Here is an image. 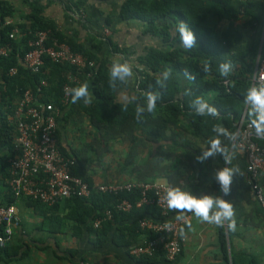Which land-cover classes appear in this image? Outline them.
<instances>
[{
	"label": "trees",
	"instance_id": "trees-1",
	"mask_svg": "<svg viewBox=\"0 0 264 264\" xmlns=\"http://www.w3.org/2000/svg\"><path fill=\"white\" fill-rule=\"evenodd\" d=\"M83 1L66 0L68 11L77 15L84 12L82 11ZM30 9L28 24L4 26L7 18L12 17V8L0 2V48L9 47L7 56L0 55V118L2 122L0 152L4 148L8 149L7 160L3 162L7 186L11 177L9 160L18 153L15 146V125L10 122L9 117L15 113L16 104L20 101L22 94L28 90L35 95L39 103H53L60 108L62 113H66V118L70 116L75 120H82L84 114L97 135L101 136V139L93 141L96 158L91 159L82 150L77 152L70 149L68 145L64 146L58 131L61 153L66 157L73 156L77 159V165L71 170L72 174L82 178L91 186L95 184L89 175V167L91 168L95 163L104 167L105 159L100 160L98 157L102 152L110 149L109 143L116 141L129 143L125 156L126 162L120 166L121 174L131 181L153 183L162 179L172 186L178 185L184 190L192 191L194 195H202L200 190L209 185L207 181L219 186L213 174L216 168L224 166L222 158L218 156L214 159L209 158L204 163H198L195 157L207 148L209 139L214 135L211 132L213 124H223L229 130H235L242 118L246 107L243 103V94L251 84L263 34L264 0H126L122 8L123 18L138 19L147 24V33L161 39L163 43L162 47L150 48L138 59L143 68L140 71L138 91L135 96L142 104H146V96L143 95L146 91L158 90L162 93L156 110L146 114L140 121L135 119L134 104L128 105L125 110L124 103L118 101L116 92L120 86L115 90L109 87L107 61L99 59L98 55L93 54L86 46L59 32L52 21L43 17L44 7L37 1L30 2ZM242 20L244 22L238 25L237 23ZM180 21L186 22L197 38L198 47L190 52L181 48L178 39L172 35ZM16 27L19 28L20 35L23 37L21 41L10 37ZM39 31L50 33L47 47H53L55 42L66 44L73 52L82 54L88 60L95 62V67L88 66L80 69L68 63L58 64L45 55L44 65L39 72L28 69L23 59L26 53L32 50L30 42L34 39V34ZM98 37L100 38L99 35ZM101 37L104 39L103 36ZM102 45L103 42L100 41L96 49L100 51ZM263 58L264 41L260 59ZM229 59L236 67L233 73L225 78L219 75L218 65ZM205 62L211 65V72L207 74L202 71ZM14 68L16 73L12 75L10 71ZM169 69L171 73L166 81L167 87L160 89L156 80L163 79V74ZM89 71L93 72L92 77H88ZM185 72L195 79H187ZM69 76H77L81 82H87L90 85V92L93 94L91 105L63 104L64 88L70 84ZM44 81L46 85L42 84ZM71 85L75 87L79 84L71 83ZM186 90H190L192 94L184 95ZM196 95H203L216 106L220 117L214 119L196 116L189 108L190 101ZM260 145L264 146V141H260ZM147 148L151 151L149 157L141 153ZM235 151L236 158L233 163L239 165L244 175L234 177V182L244 189H251L246 180L247 159L239 154L237 149ZM70 152H72L71 155ZM135 157L143 158L139 165L132 164ZM1 160L4 159L1 157ZM198 173L199 176H197ZM206 191H208L207 188ZM141 193L142 191L137 189L113 196L94 191L88 199L72 198L71 200L82 210L86 208V218L90 216L95 220L107 209L113 210L115 204L124 199L135 203L141 198ZM232 198L231 188L230 196H225V199L233 203ZM21 199L26 200L27 205L31 207L45 206L29 198ZM6 201L3 204L17 205L19 200L11 195ZM262 209L264 217V207ZM145 218L157 220L161 218V213L153 206L134 207L129 213L113 210V218L105 222L101 230H111L118 223L130 221L132 223L130 227H118L117 231L118 236H121L124 230L127 232L131 230L127 241L128 245H132L136 243L140 233L141 237L146 236V240L155 236L153 232L140 227V220ZM97 234L100 236L102 232ZM102 238L104 239L103 236ZM221 241L225 253L224 264H230L224 237ZM231 258V264L256 263L254 258L247 255L232 254ZM145 259L148 263H159L156 261L157 256Z\"/></svg>",
	"mask_w": 264,
	"mask_h": 264
},
{
	"label": "crops",
	"instance_id": "crops-1",
	"mask_svg": "<svg viewBox=\"0 0 264 264\" xmlns=\"http://www.w3.org/2000/svg\"><path fill=\"white\" fill-rule=\"evenodd\" d=\"M34 1L44 7L43 17L52 21L59 32L86 46L93 54L98 55L99 59L106 60L108 67L116 55L131 61L134 77L127 86L121 85L116 93L119 102H122L120 100L121 90L128 95H135L138 91L140 71L143 68L138 61L139 57L148 52L150 48L162 47L163 43L161 39L147 33V24L138 19L125 20L123 18L122 8L126 0H82L84 2L82 11L87 14L85 20L68 11L66 0H0L1 3L10 5L12 8V17L7 18L6 21L16 26L28 24L27 18L31 13L30 2ZM240 22L237 24L243 23ZM263 36L264 27L258 56L262 52ZM22 38L19 34L14 39L21 41ZM100 41L103 42V45L98 51L96 45H99ZM257 60L258 57L255 70ZM9 120L15 125L16 146L17 115L14 113L9 117ZM1 124L0 118V126ZM58 124L59 138L64 146L68 145L70 149L77 152L82 150L91 159L96 158L93 141L101 139V136L97 135L96 130L84 114L82 120H75L70 116L66 118V113H62ZM108 145L109 153L103 157H105L106 163L111 162L110 168L105 170L104 166L97 170L94 169V166L89 167V175L94 184L129 180L127 176L121 174L120 166L123 164L120 157H125L129 143L116 141ZM16 148L18 153L15 157H18L20 150L17 146ZM119 148L120 150H118ZM71 153L69 154L71 155ZM150 153V148H147L142 155L149 157ZM7 155L8 149L4 148L0 152V204L7 202L6 199L9 196H14L9 180V187L7 186L3 167ZM1 157L4 160H1ZM246 180L251 189H244L234 181L232 185V200L236 212L235 231H229L226 226L218 228L207 223H199L192 214H189L188 221H191L194 231L186 230L187 241L181 255L175 261H168L163 256H157L158 260L156 261H159L157 263L224 264L225 253L221 241L224 237L230 264L232 254L247 255L254 258L255 264H264L263 209L254 198L250 182L248 179ZM155 182L166 183L162 179ZM206 183L209 184L206 187L208 191L203 187L200 190L202 195L223 196L219 186L209 183V181ZM223 198L225 199V196ZM17 199L19 200L17 205L13 206L18 209L21 222L13 229V235L7 244L4 247L0 246V264H154L148 263L147 259L143 257H133L130 253L133 246L140 245V242L144 244L147 241L146 236L141 237L140 233L138 240L132 245H128L127 241L131 230L129 232L124 230L121 232V236H118L117 228L130 227L132 224L130 221L118 223L111 230H101V228H95L93 217L86 218V208L84 207L82 210L71 199L63 200L53 207L36 206V208L27 205L26 200ZM99 232H102L101 237L97 234ZM257 249H262V252L258 253Z\"/></svg>",
	"mask_w": 264,
	"mask_h": 264
},
{
	"label": "built area",
	"instance_id": "built-area-1",
	"mask_svg": "<svg viewBox=\"0 0 264 264\" xmlns=\"http://www.w3.org/2000/svg\"><path fill=\"white\" fill-rule=\"evenodd\" d=\"M84 19V12L78 14ZM9 21L4 26L10 25ZM1 29V22H0ZM20 34L19 28H15L10 37L13 39ZM50 33L39 31L34 34V39L30 42L32 50L26 53L23 62L28 69L39 72L44 65V56L58 64L68 63L80 69L95 67V62L88 60L82 54L73 52L66 44L55 42L53 47H47ZM9 47L0 48V55L7 56ZM81 71V70H80ZM264 72V58L257 63L254 75ZM10 73H16V69H11ZM88 77H92L93 72H88ZM70 84L64 88V105L70 103V96L65 94L66 88L73 87L71 83L80 84L81 80L77 76H69ZM252 83V78H251ZM46 85L44 81L42 83ZM62 111L53 103L41 104L35 95L30 91L22 94L18 102L15 115H17V139L16 146L20 150L19 157L9 160L10 179L9 184L16 198H29L43 203L47 207H53L66 199L90 198L94 191L113 196H118L124 192L141 190V198L132 203L124 199L115 204L113 210L117 212L129 213L134 207H155L161 213V218L157 220L142 219L140 227L143 230L151 231L155 236L147 240L144 244L136 245L130 249V253L136 258H154L163 256L168 261H175L182 253L186 244V236L181 237L179 229L188 223V216L183 220L175 219L176 213L167 209L163 196L168 183H144L140 181L105 182L91 186L71 172L77 165V159L64 156L59 148L58 119ZM247 109L244 111L237 129L241 131V138L236 142V149L239 154L247 159L246 178L250 182L255 200L264 207V146L260 145V140L254 135H247L248 132ZM152 195L150 196V194ZM113 210L107 209L103 215L94 220L95 228H102L104 223L111 221ZM21 222L18 209L13 205L0 204V246L4 247L11 239L14 228Z\"/></svg>",
	"mask_w": 264,
	"mask_h": 264
},
{
	"label": "clouds",
	"instance_id": "clouds-1",
	"mask_svg": "<svg viewBox=\"0 0 264 264\" xmlns=\"http://www.w3.org/2000/svg\"><path fill=\"white\" fill-rule=\"evenodd\" d=\"M174 38L179 41V46L186 52L197 48V38L192 28L184 21H180L172 32ZM236 65L229 59L218 65L219 75L229 77L235 70ZM204 73L211 72V65L205 62L202 66ZM171 69L163 74V79L158 78L156 84L160 89H166V81L169 79ZM185 77L194 80L191 74L185 72ZM134 77L131 61L120 55H116L109 67V87L117 89L119 86H127ZM65 94L70 96V103L91 105L93 94L90 92V85L81 82L79 85L65 89ZM186 90L184 95H191ZM146 104H142L135 95H128L123 90L120 92V100L124 103L125 110L128 105H135V119L140 121L146 114L153 113L157 108V102L161 99L160 91H146ZM243 103L246 105L248 117L247 135H254L257 139L264 140V72L252 76V83L243 94ZM190 110L199 117H210L218 119L219 110L210 103L203 95H196L189 104ZM211 132L214 134L208 141V146L195 159L198 163H204L209 158L221 157L223 167L214 170L213 178L219 185L223 196H230L234 177L243 176L244 173L239 165L234 164L236 158V142L241 138L240 129L229 130L223 124H213ZM224 141H227L226 144ZM220 195H194L192 191L184 190L180 186L169 185L163 196L167 209L176 213L175 219L183 220L188 214H192L199 223H207L218 228L225 226L229 231L236 229V212L233 203ZM187 231H194L191 221L185 227L179 229L183 237Z\"/></svg>",
	"mask_w": 264,
	"mask_h": 264
},
{
	"label": "rangeland",
	"instance_id": "rangeland-1",
	"mask_svg": "<svg viewBox=\"0 0 264 264\" xmlns=\"http://www.w3.org/2000/svg\"><path fill=\"white\" fill-rule=\"evenodd\" d=\"M242 22H244V20H242L240 23H242ZM95 141V140H94ZM127 143V142H126ZM110 150V149H109ZM109 150L108 151H106L105 150V152H102L100 155H99V157H98V159H100V160H103V159H105L103 156L105 155V154H108L109 153ZM118 150H120V148L118 149ZM124 152V151H123ZM126 152H127V149H126ZM125 152V153H126ZM143 151H141V153H142ZM124 156H126V155H124ZM145 156V155H144ZM101 157V158H100ZM119 158V157H118ZM121 158V159H120ZM119 159L122 161V163L124 162H126V159H125V157H120ZM113 159V158H112ZM141 159H143L142 157H138V158H134V161L132 162V164L133 165H139L140 163H141ZM106 162V161H105ZM113 162V161H112ZM107 164V165H106ZM105 164V167H104V169L105 170H107V168L110 166V164H111V162L110 163H106ZM94 166V169H101L102 167L99 165V163H95V165H93ZM110 168V167H109ZM118 170V169H117ZM117 170H116V172H117ZM257 252L258 253H260V252H262V249H257Z\"/></svg>",
	"mask_w": 264,
	"mask_h": 264
},
{
	"label": "water",
	"instance_id": "water-1",
	"mask_svg": "<svg viewBox=\"0 0 264 264\" xmlns=\"http://www.w3.org/2000/svg\"><path fill=\"white\" fill-rule=\"evenodd\" d=\"M263 38H264V36H263ZM262 42H263V39H262ZM260 57H261V53H259L257 63H258V61L260 60ZM256 65H257V64H256Z\"/></svg>",
	"mask_w": 264,
	"mask_h": 264
}]
</instances>
